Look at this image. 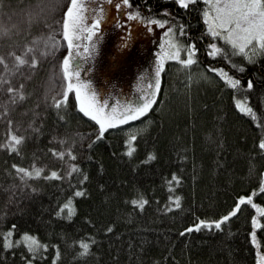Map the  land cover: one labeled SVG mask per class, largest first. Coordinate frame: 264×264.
Listing matches in <instances>:
<instances>
[{"label":"trees","instance_id":"obj_1","mask_svg":"<svg viewBox=\"0 0 264 264\" xmlns=\"http://www.w3.org/2000/svg\"><path fill=\"white\" fill-rule=\"evenodd\" d=\"M107 4L108 0H98L99 6ZM126 6L150 20H168V27L175 24L183 44L192 42L188 37L195 39L197 62L185 67L169 59L149 111L106 129L99 140L96 121L69 97L59 108L42 102L48 65L34 66L37 71L24 84L32 97L10 104L9 116L12 121L31 122L34 129L19 152L0 149V233L15 225L16 239L27 231L49 248L43 257H32L23 243L5 249L0 236V264H25V259L53 264L57 245L60 256L55 264H256L257 250L264 251V192L259 190L264 179V150L259 146L264 138V55L249 61L243 54L232 55L222 39L210 38L203 20L204 0H191L187 9L176 0H130ZM212 42L225 48L227 57L211 56L207 45ZM216 67L236 75L242 86L231 88L212 71ZM249 78L252 89L246 87ZM237 99L254 107L260 123L239 110ZM4 120L0 117V141L8 130ZM130 135L137 137L131 142L135 145L131 156L125 143ZM65 136L76 142V164L88 179L81 185L80 171L52 178L44 172L31 177V186H16L14 163L30 167L36 161L47 163L50 170L61 168L51 149L59 150ZM173 173L181 178L178 182ZM81 186L85 195L75 196ZM253 190V202L242 204L221 229L183 232L201 218L226 214L237 197ZM141 195L147 200L143 209L132 203ZM175 195L181 200L173 208L169 197ZM69 197L74 201L71 219L67 210L56 215ZM252 216L261 223L256 229L258 245L252 243ZM81 239L95 241L85 255H79Z\"/></svg>","mask_w":264,"mask_h":264},{"label":"snow or ice","instance_id":"obj_2","mask_svg":"<svg viewBox=\"0 0 264 264\" xmlns=\"http://www.w3.org/2000/svg\"><path fill=\"white\" fill-rule=\"evenodd\" d=\"M129 3L130 0H120L119 3H116L115 7L120 8L122 4L127 5ZM176 3L187 9L191 0H176ZM2 6V0H0V7ZM58 6H60L59 0H55V2L54 0H37V3L27 5L29 28L34 23H39L41 21L46 22L51 12ZM62 7L66 9V11L62 12V20L58 21V23L62 24L60 31L63 34V38L67 41L68 53L64 55L62 59L63 71L60 77L62 93L59 95V98L53 96L52 102L59 108L62 104L67 103L69 93L74 90L75 98L79 102V108L86 116L98 122V135L95 137L97 140L104 136L106 129L124 124L127 121L135 120L137 117L143 116L149 111L156 102V96L160 89V74L164 69V62L166 59L179 61L185 67L191 66L197 62L196 53L198 52V48L195 39L188 37V39L192 40L191 43H181V41L176 38L174 32L177 26L173 24L169 27L166 34L168 37L167 43L161 44L162 52L156 57L155 78L147 82V91H144L143 87L141 88L143 93L142 98L135 103H128L120 108L112 106L110 110H106L107 101H97V94L94 91H90L91 81L81 79L82 65H73L75 55L84 54L81 53V44L77 43V40L80 39L83 41L85 36H87L88 41L93 39V34L99 31L98 26L104 16L105 9L100 7L96 11L95 18L92 19L89 24L86 22L88 5L85 3V0H70V3ZM163 11L168 12V9H164ZM127 16L139 18L145 24L158 23L166 25L169 23L168 20H156L155 18L150 20L142 16L139 11H128ZM203 20L207 23V32L210 34V38L222 39L226 46H230L232 55L237 53L243 54L249 61L253 60L257 55H264V0H204ZM184 29L185 26L181 23L179 25V33L183 34ZM8 33V28L0 29V35H6ZM56 44L57 38L49 32L47 35L41 34V36L33 37L32 42L27 44L24 51L19 54L15 49L10 50L7 56L0 54V64L4 66V72L8 74L7 77L0 74V91L9 94L7 103L15 105L26 97L23 84H20L19 87L11 85V76L19 71V66L28 65L34 69V66L39 64L37 53L40 55H47L50 51L55 49ZM207 47L211 50L209 54L213 57L217 54H223L225 57L228 55L225 48H222L216 42L208 44ZM84 48L88 55L92 54L88 51L90 45H84ZM182 52L186 53V58H182ZM8 57H12L14 62L10 61ZM10 63H12L11 69L9 68ZM229 63H231L230 60ZM233 66L236 67L235 65ZM209 67H211V65H209ZM239 67L243 69L244 66L239 65ZM212 71L219 73L231 88L236 89L242 86L241 80L238 79L236 75L226 72L222 67L213 68ZM5 85L7 86L5 87ZM246 87L248 89L254 87L251 78L248 79ZM236 106L241 112L247 113L249 116L256 119L257 123H260L256 110L251 104L237 99ZM9 111L10 109L5 106L3 110L0 111V117L6 118V114ZM7 123L8 130L5 133L4 142L0 143V148H4L10 152H19L26 137L24 134H19L18 131L12 127L14 122L11 119H8ZM16 127L18 128L19 125ZM261 127L264 128V125ZM262 136H264V134H262ZM136 139L137 137L135 135H130L129 140L125 141V143L129 145L126 149L129 156L133 154L135 149V145L131 142ZM60 142L63 144L64 140ZM73 143H75V141H73ZM259 146L261 150H264V138L259 139ZM51 151L56 157L61 159H63L66 154L72 159L76 157V153L73 151L72 147H67L63 150L53 148ZM152 156L153 154L149 153V157L151 158ZM12 167L16 170V174L20 176L21 180H26L28 177H40L45 171L44 167L36 165L35 162H33L30 167H24L18 163H14ZM68 169V176H71L74 171L81 172L83 177L79 182L81 185L88 179L87 174L80 170L78 164L69 163ZM48 176L50 178L59 177L60 172L56 169H52L48 172ZM172 176L177 182L181 179L175 173H173ZM168 186L169 188L173 187L172 181H168ZM259 190L264 192V179L260 181ZM74 195H85L84 188L82 186L77 187ZM254 195L255 190H253L252 194L240 195L237 197V202L226 214L219 216L217 219L201 218L198 222L192 223L184 228L183 232L189 233L193 230L199 231L202 228L209 230L213 228L221 229L223 223L228 221L230 217H233L241 209L242 204L245 202H253ZM169 199L173 201V208L180 206V196H171ZM132 203L143 209L147 200L141 195L139 199H133ZM253 206L257 208L261 207V205L255 204ZM65 210H67L68 218L71 219L74 214V201L71 197L68 198L67 202L58 206L56 215H63ZM251 223L253 226L251 232L252 243L258 245L256 229L261 227V223L257 220L256 216H252ZM14 230L15 225H12L6 231L0 233V236L3 238L2 244L5 249H12L14 246L23 243L27 246V250L32 257H36L37 255L43 257L45 254L43 250L49 248L48 243H42L36 235L27 231L22 233L20 239H16L14 237ZM106 231H111V228L106 229ZM94 242V240H79V255L87 254ZM74 243L76 242L74 241ZM59 256L60 250L57 245L55 256L52 258L53 264H55ZM256 257V264H264V251L257 250ZM25 264H34V259H25Z\"/></svg>","mask_w":264,"mask_h":264},{"label":"rangeland","instance_id":"obj_3","mask_svg":"<svg viewBox=\"0 0 264 264\" xmlns=\"http://www.w3.org/2000/svg\"><path fill=\"white\" fill-rule=\"evenodd\" d=\"M12 2V0L2 1L3 6L0 7V29H9L8 34L0 35V54L7 56L12 49H15L19 54L24 51L27 44L32 42L33 37L41 36V34L47 35L51 32L57 38L56 47L49 54L40 55L37 53L39 63H47L48 65L47 79L41 93L42 102H46L49 104L48 106L52 107L54 106L52 97L59 98V95L62 93L60 79L63 71L62 59L68 53L67 41L63 38V34L60 31L62 24L58 23V21L62 20V12L66 11L62 6L70 3V0H59L60 6L51 12L46 22L34 23L30 28L28 26L26 6L37 3V0H25L24 6L20 3L21 0H18V4ZM119 2L120 0H108L107 5L99 6L98 0H85V3L88 5L86 14L87 23H91V20L95 18L96 11L100 7L105 9V13L98 26L99 31L93 34L91 41H88L87 36L83 38V41L77 40V43L81 44V53L84 54L75 55L74 53L75 60L73 61V65H82L81 79L91 81L90 91H94L97 94V101H107L106 110H110L112 106L120 108L128 103H135L142 98L143 93L141 88L143 87L144 91H147V82L154 80L156 57L162 52L161 44H166L168 40L166 34L169 27L167 24H145L139 18L129 17L127 16V12L132 10H127V6L123 4L120 8H116L115 5ZM84 45H90L88 51L92 53L91 55L85 52ZM181 56L182 58H186V53L182 52ZM8 59L13 61L12 57H8ZM168 60H165L164 67L168 63ZM170 60L169 62H172V59ZM11 67L12 63L9 64L10 69ZM36 71V69L28 65L19 66V71L11 76V85L19 87L20 84H23L24 87V84L28 82V77L32 76ZM0 74L8 76L4 72L2 64H0ZM8 96V93L0 91V111L5 106L10 109L6 114V118L3 117L6 123L10 119L9 116L12 115L10 104L7 103ZM31 97L32 93H29L26 94L25 98L30 99ZM68 97L69 102L79 108V102L75 98L74 90L69 93ZM13 122L12 127L19 134H24L25 137H27V133L34 129L31 122L19 119ZM17 125H19L18 128L16 127ZM89 132L91 130L85 133ZM79 137L86 138V141L89 140V137L83 135H79ZM4 140L5 138L0 143H3ZM61 140H64L63 144H61ZM60 141L58 143L60 145L59 150L67 147H72L73 151L75 150L76 142L73 143L71 138L65 136ZM53 160L62 165L61 168L56 170L60 172V175L65 177L68 176L69 163L76 164L78 162L77 157L72 159L67 154L63 159L55 156ZM35 164L44 167V172L50 171L47 163L35 161ZM13 177L15 178L14 182L16 186L19 185L22 188L31 186V177L21 180L16 171Z\"/></svg>","mask_w":264,"mask_h":264}]
</instances>
